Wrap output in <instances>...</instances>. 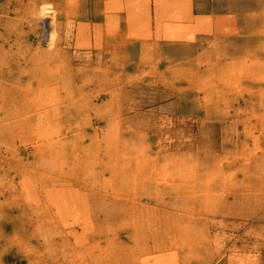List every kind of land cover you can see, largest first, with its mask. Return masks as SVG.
Returning <instances> with one entry per match:
<instances>
[{"label":"rangeland","instance_id":"obj_1","mask_svg":"<svg viewBox=\"0 0 264 264\" xmlns=\"http://www.w3.org/2000/svg\"><path fill=\"white\" fill-rule=\"evenodd\" d=\"M84 2L0 0V264H264V42L132 55L213 20L136 0L109 41L120 20Z\"/></svg>","mask_w":264,"mask_h":264},{"label":"crops","instance_id":"obj_2","mask_svg":"<svg viewBox=\"0 0 264 264\" xmlns=\"http://www.w3.org/2000/svg\"><path fill=\"white\" fill-rule=\"evenodd\" d=\"M135 1L136 0H85L84 21H89L90 24L98 23L104 25L107 22V18L113 15L112 17L118 18L120 20L119 25L120 28L123 30V35L122 37L114 36L115 39L111 37L109 38V41L122 39L126 36V33L129 30L128 8L130 6H135ZM145 1L146 2L142 6V8L147 12L146 17H151L152 22H158L159 19L163 21L165 19L163 17L165 16V14H174L175 9H178L180 10V14H178L181 15V19L183 18L186 21L195 22V19L200 18V16L212 18L213 31L212 34H207L205 32L196 33L193 39H167L164 38V33L160 34V36L162 37L160 40L151 41L149 39L142 40L140 38H133L127 40V43L125 44V48L128 49L132 55H139L143 51V47H147L146 45H148V43H152V45L155 47V52L157 54H160L163 58L165 57L164 59L171 58L173 60L177 59L179 61L184 62L187 60L190 61L191 58H194L196 54L199 55L202 51L206 50L209 43L212 42L215 46L214 49H219L223 51L224 55L229 56L231 58L243 54L247 50H253L256 45V42L260 43L258 39H255L254 36H252L251 34L253 33V31H260L262 27V18L260 17V19L253 20L252 13L253 11H259L261 13L264 10V0ZM119 4H125V6L123 5V10L114 11L112 13H109L107 11L109 7H115ZM91 9L94 11L93 13L91 12ZM233 15H235L234 22H232L233 20H231L230 18L229 20H227L229 23L224 20L225 17ZM261 15H264V13L262 12ZM221 17L224 18L223 21L221 20ZM174 19L175 18L173 17L171 20ZM218 23L219 25H217ZM220 23H222L223 25ZM226 23H228L227 26L228 28L230 27V31H220L222 28L225 27ZM154 26L155 25H153V27ZM153 30L156 31L155 28ZM232 38L233 40H231ZM189 57L191 58L189 59ZM220 61L223 62V57L220 58Z\"/></svg>","mask_w":264,"mask_h":264},{"label":"bare ground","instance_id":"obj_3","mask_svg":"<svg viewBox=\"0 0 264 264\" xmlns=\"http://www.w3.org/2000/svg\"><path fill=\"white\" fill-rule=\"evenodd\" d=\"M45 3V2H44ZM46 8V7H45ZM8 11V10H7ZM3 16V15H2ZM233 16H235V15H233ZM232 16H230V18H231ZM237 18V17H236ZM221 19H222V21H223V18L221 17ZM1 21V20H0ZM13 21V20H12ZM225 21H227V20H225ZM228 22V21H227ZM230 22H231V20H230ZM232 22H234V21H232ZM237 22V21H236ZM229 23V22H228ZM228 23H226V25L228 24ZM31 25V24H30ZM223 25V24H222ZM230 25V24H229ZM231 26V25H230ZM233 26V25H232ZM23 28V27H22ZM38 28V27H37ZM233 28V27H232ZM225 29V28H224ZM228 29H230V27L228 28ZM26 30V29H25ZM226 30H227V28H226ZM225 30V31H226ZM234 30V29H233ZM27 31V30H26ZM230 31V30H229ZM229 31H227V32H229ZM31 32V31H30ZM260 34H259V37H258V41L260 42V43H262V42H264V29H260ZM234 33H237V32H234ZM25 35V34H24ZM10 36V35H9ZM224 36H226V35H224ZM223 36V37H224ZM228 36V35H227ZM237 36V35H236ZM239 36V35H238ZM247 36V35H246ZM251 36V35H250ZM20 37V36H19ZM29 37V36H28ZM230 37V36H229ZM232 37V36H231ZM235 37V36H234ZM233 37V38H234ZM33 38V37H32ZM233 38L231 39V40H233ZM20 39V38H19ZM227 39V38H226ZM230 39V38H229ZM28 41V40H27ZM10 43V42H9ZM205 43V42H204ZM203 43V44H204ZM38 44V43H37ZM202 44V45H203ZM4 45V44H3ZM23 45V44H22ZM21 48V47H20ZM194 48V47H193ZM198 48H200V47H198ZM228 50H230V49H228ZM227 50V51H228ZM22 52V51H21ZM248 52H251L250 50H247V51H245V53L247 54ZM222 54V53H221ZM230 54V53H229ZM232 54V53H231ZM203 56V55H202ZM229 57V56H228ZM227 57V58H228ZM191 57H189V59H190ZM177 60V59H176ZM187 60V59H186ZM248 60V59H247ZM256 60V59H255ZM179 61V60H178ZM177 61V62H178ZM188 61V60H187ZM23 62V61H22ZM180 62V61H179ZM253 62V61H252ZM182 63V62H181ZM259 63H260V61H259ZM171 64V63H170ZM169 65V64H168ZM177 65V64H176ZM135 66V65H134ZM186 66V65H185ZM258 66V65H257ZM144 69H145V67H144ZM259 69V68H258ZM261 71V70H260ZM11 72V71H10ZM16 72V71H15ZM165 72H166V70H165ZM14 73V72H13ZM261 73H263V72H261ZM26 74V73H25ZM9 75V74H8ZM78 75V74H77ZM22 76V75H21ZM115 79V78H114ZM33 80V79H32ZM31 82H33V81H31ZM171 82V81H170ZM59 83V82H58ZM215 83V82H214ZM218 83V82H217ZM264 83V82H263ZM197 84H198V82H197ZM90 88V87H89ZM172 88V87H171ZM37 89H39V88H37ZM189 89V88H188ZM180 92V91H179ZM229 93V92H228ZM176 94V93H175ZM179 94V93H178ZM186 94V93H185ZM198 96V95H197ZM202 96V95H201ZM191 101H192V99H191ZM182 102V101H181ZM188 103V102H187ZM193 103V102H192ZM22 104V103H21ZM182 107V106H181ZM199 108H201V107H199ZM206 109V108H205ZM243 109V108H242ZM261 109V108H260ZM194 110V109H193ZM203 110V109H202ZM232 110V109H231ZM230 110V111H231ZM178 111V110H177ZM193 112V111H192ZM250 112V111H249ZM233 113V112H232ZM62 114V113H61ZM208 114V113H207ZM28 115V114H27ZM13 116V115H12ZM189 116V115H188ZM212 116V115H211ZM186 117V116H185ZM215 117V116H214ZM190 118H192V117H190ZM196 118V117H195ZM199 118V117H198ZM208 118V117H207ZM27 119V118H26ZM170 119H172V118H170ZM185 119V118H184ZM189 119V118H188ZM200 119V118H199ZM162 120H163V118H162ZM166 120V119H165ZM168 121H169V119H167ZM175 120V119H174ZM182 120H183V118H182ZM206 120V119H205ZM171 121V120H170ZM207 121H209V120H207ZM7 122V121H6ZM175 122V121H174ZM193 122H194V120H193ZM211 122V121H210ZM224 122V121H223ZM171 123H172V121H171ZM183 123V122H182ZM188 123V122H187ZM206 124V123H205ZM240 124V123H239ZM168 125V124H167ZM172 125V124H171ZM171 125H170V127H171ZM179 125V124H178ZM241 125V124H240ZM164 126H165V124H164ZM189 126V125H188ZM184 127V126H183ZM191 128V127H190ZM10 129V128H9ZM79 129V128H78ZM120 129V128H119ZM128 129H130V128H128ZM181 129V128H180ZM185 129V127L183 128V130ZM123 130V129H122ZM172 131V130H171ZM175 131V130H174ZM249 131V130H248ZM180 132H181V130H180ZM188 132V131H187ZM67 133V132H66ZM174 133V132H173ZM179 133V132H178ZM190 133V132H189ZM153 134V133H152ZM191 134V133H190ZM51 135V134H50ZM118 135V134H117ZM155 135H158V134H155ZM162 135H163V132H162ZM263 135V134H262ZM184 136V135H183ZM50 137V136H49ZM162 137V136H161ZM168 137H169V135H168ZM192 138V137H191ZM190 138V139H191ZM195 138V137H194ZM189 139V140H190ZM175 142V141H174ZM161 143V142H160ZM166 143V142H165ZM164 143V144H165ZM150 144V143H149ZM22 145V144H21ZM170 145V144H169ZM249 146H250V144H249ZM152 147H154V146H152ZM171 147V146H170ZM184 147V146H183ZM209 147V146H208ZM16 148V147H15ZM151 149V148H150ZM164 149V148H163ZM166 150V149H165ZM32 151V150H31ZM50 151H52V150H50ZM56 152V151H55ZM163 152V151H162ZM57 153V152H56ZM20 154V153H19ZM54 154V153H53ZM73 156V155H72ZM102 157V156H101ZM156 159V158H155ZM78 160V159H77ZM140 163V162H139ZM143 165V164H142ZM64 167V166H63ZM56 168V167H55ZM16 169V168H15ZM136 170V169H135ZM49 171V170H48ZM9 172H12V171H9ZM25 172V171H24ZM2 173V172H1ZM107 173V172H106ZM13 175V174H12ZM59 176V175H58ZM107 176V175H106ZM6 178V177H5ZM13 179V178H12ZM6 180V179H5ZM8 180V179H7ZM105 180V179H104ZM12 181H14V180H12ZM136 182V181H135ZM14 183H15V181H14ZM38 184V183H37ZM57 184V183H56ZM16 185V184H15ZM17 186V185H16ZM22 188V187H21ZM50 188V187H49ZM0 190H2V189H0ZM57 191V190H56ZM5 192V191H4ZM24 192H26V191H24ZM51 192V191H50ZM150 193V192H149ZM178 195V194H177ZM1 196V195H0ZM151 196V195H150ZM229 197V196H228ZM2 200V199H1ZM31 200H32V198H31ZM166 200V199H165ZM74 202V201H73ZM76 202H77V200H76ZM182 202V201H181ZM185 202V201H184ZM255 204V203H254ZM257 205H258V203H257ZM51 207V206H50ZM11 210V209H10ZM142 211V210H141ZM144 211V210H143ZM146 212V211H145ZM9 213V212H8ZM11 213V212H10ZM126 215V214H125ZM148 219V218H147ZM158 219V218H157ZM162 219V218H161ZM47 221V220H46ZM153 222V221H152ZM252 222V221H251ZM134 223V222H133ZM135 225V224H134ZM172 226V225H171ZM170 226V227H171ZM35 228H37V227H35ZM39 228V227H38ZM46 228V227H45ZM246 228V227H245ZM121 232V231H120ZM124 233V232H123ZM118 235V234H117ZM121 235V234H120ZM119 236V235H118ZM125 238V237H124ZM144 238V237H143ZM46 239V238H45ZM155 239V238H154ZM153 239V240H154ZM109 240V239H108ZM140 240V239H139ZM202 241H204V240H202ZM202 241H200V242H202ZM41 242V241H40ZM152 242V241H151ZM175 242V241H174ZM149 243V242H148ZM198 243V242H197ZM173 244V243H172ZM198 244H200V243H198ZM212 244V243H211ZM156 246V245H155ZM260 252V251H259ZM220 257V256H219ZM127 258V257H126ZM191 260V259H190ZM193 260V259H192ZM253 260V259H252ZM151 261V260H150ZM258 261V260H257ZM15 262V261H14ZM191 262V261H190ZM37 263V262H36ZM87 263V262H86ZM144 264H146V263H144Z\"/></svg>","mask_w":264,"mask_h":264}]
</instances>
